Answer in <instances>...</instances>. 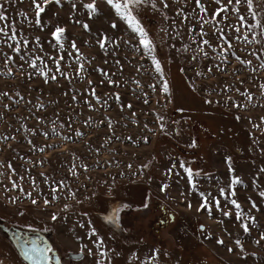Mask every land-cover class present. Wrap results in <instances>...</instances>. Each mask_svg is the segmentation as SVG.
<instances>
[{"label":"rangeland","instance_id":"rangeland-1","mask_svg":"<svg viewBox=\"0 0 264 264\" xmlns=\"http://www.w3.org/2000/svg\"><path fill=\"white\" fill-rule=\"evenodd\" d=\"M74 2L77 3V16L73 18L89 23L92 33L97 28H103L108 34L122 36L123 40L136 45L135 34L114 16L103 0H97V3L105 15L93 20L88 19L79 0ZM83 2L90 3L92 0ZM0 3L5 4V15L9 17V22L15 24L18 39L31 42L22 54L31 52L33 58L43 57L47 65L45 70L49 71V75L56 74L58 77L56 81L44 83V77L27 64L20 70L18 64L22 62L18 58L15 64H8L7 67L0 60V92L9 93L8 97L0 96V165H3L0 166L1 220L43 233L59 251L60 264H96L97 260L104 259L99 256V251L111 249H115L114 252L109 251L112 264H147L153 248L170 256H162L161 261L153 264H175L177 258L180 264H264V241L261 245L254 242L259 238V231H264V200L258 198V190L253 184V175L258 166H264V154L260 151L264 149V122L261 121V117H264V97L258 91V85L264 83V70L250 74L245 69L242 70L244 74L237 77L232 74L233 70L241 66L231 55L227 62H222L219 57L214 60L201 57L198 64L190 61L191 51L177 54L175 49H169L173 43L177 48L191 44L187 25L181 30L182 39H172L169 35L172 21L145 6L139 9V18L156 42L164 78L170 89V94L166 95L161 90L160 77L152 70L151 60L134 47L123 44V41L119 52L123 71H118L112 64L111 55L107 57L109 63L105 64V56L93 36L79 25L69 22L70 6L67 3L63 9L49 5L47 13L42 16V21L50 22V25L59 23L67 28L63 49L54 47L55 41H52V45L48 43L52 40L50 26L41 30L29 24L28 21L34 16L30 0H12V3L0 0ZM192 6L189 3L187 10H191ZM215 7V4H211L209 11ZM54 11L59 12L56 18L52 17ZM166 11L170 16L173 14L171 9ZM20 13H25L28 20ZM109 17L116 22L117 29L109 27ZM236 22V16L232 14L226 23ZM176 23H180L179 17ZM4 24V21H0V26ZM162 28L168 29V32L160 31ZM205 29L212 45L216 46L212 27L205 25ZM226 31L230 38L235 35L228 29ZM37 36L43 45L42 50L35 44ZM162 38L164 43L161 46ZM71 40H75L83 56L88 59L95 57L92 64H86L83 79L76 77V54L69 47ZM233 44L234 50L242 58L247 50L260 48V45H244L239 41H233ZM191 46L196 47L195 44ZM0 47L4 52L16 55L6 46ZM207 50L210 56L216 55L211 49ZM69 52L72 53L71 57ZM58 55L64 56L60 69L68 73L70 81L56 73V65L49 59ZM247 58L252 59L254 65L257 63L254 57ZM37 64L43 67L39 60ZM217 64L221 65L220 69L214 67ZM138 67L139 72L136 71ZM208 67H213L211 73L207 72ZM8 68H11V74ZM100 68L110 75L115 73L111 78L118 81L119 87L109 85L107 77L95 71ZM197 71L205 75L197 76ZM28 73L33 75L29 77ZM133 79L140 82L139 86L133 83ZM89 80L101 98L100 103L90 95ZM101 80L105 82L101 84ZM240 80H244V83L241 84ZM152 84L156 85L155 90L150 87ZM225 85L231 86L232 90L221 91ZM237 88L239 92L235 90ZM245 90L253 92V101L247 108L233 107V102L246 103L245 97L240 95ZM117 92L120 100L107 95ZM17 93L24 99L20 100ZM74 94L77 95L75 101L72 99ZM86 99L91 100L93 108L85 104ZM104 100H107V105L101 106ZM208 100L212 103H206ZM40 104L44 107L38 110ZM121 104H131L132 107L121 110ZM5 105L9 107L5 108ZM236 116L241 119L237 120ZM89 118L91 123L86 125L85 121ZM253 124L260 127L255 128ZM31 130H35V134ZM77 132L84 135L78 136ZM44 133L48 134L47 137ZM5 136L9 139L4 140ZM65 136L70 139L65 140ZM193 141L196 147L190 146ZM40 148L45 151L40 152ZM228 156L233 160L236 175L244 181L236 187L237 196L234 198L241 204L245 216L255 215L259 221L258 225L252 226L251 234L243 232L235 219L237 210L230 203L226 204L223 197L220 198L221 208L231 211V216H224L215 207L211 215L197 212L201 197L198 191L191 189L186 173L179 166L183 161L186 167L193 169V179L199 191L219 196V189L227 188L229 184V171L225 163ZM9 163L15 173L7 167ZM173 163L176 169L171 176H166L165 172ZM73 164L78 173L76 177L69 171ZM127 165H131V168ZM84 166L87 167L86 171ZM177 172L179 175H176ZM13 180L23 188V192L19 188H12ZM61 180L66 187L53 192V187H58L57 182ZM113 183L109 195L108 188ZM260 183L264 188V174L260 177ZM162 184L169 185L166 192L160 190ZM27 192L32 193V197L38 201L37 205L31 203V199L25 195ZM144 196L149 197V207L146 209L141 207ZM247 197L257 201L261 212L249 213ZM9 198L17 202L9 203ZM45 198L50 201L47 206L43 203ZM189 201L191 209L187 207ZM124 203L132 207L121 213L120 226L108 224L104 217L111 214L114 205ZM20 211L24 215H20ZM52 214L59 219L53 221ZM173 215L175 223L171 219L161 223ZM201 225L204 232L199 230ZM93 227L103 238L102 249L93 244L98 240L97 236L89 239ZM181 229L185 231L181 232ZM237 239L244 246L243 253L235 244ZM217 240L224 243L218 244ZM82 247L84 252L81 256ZM229 247L234 251L228 252ZM88 248L92 249L93 255H88ZM0 260H3V264H28L2 230ZM104 264H107V260Z\"/></svg>","mask_w":264,"mask_h":264},{"label":"snow or ice","instance_id":"snow-or-ice-1","mask_svg":"<svg viewBox=\"0 0 264 264\" xmlns=\"http://www.w3.org/2000/svg\"><path fill=\"white\" fill-rule=\"evenodd\" d=\"M6 3H12V0H6ZM65 3H67L70 6V10L68 13V19L70 23L79 25L85 32L89 33L93 36V39L95 43L99 46V49L102 51L103 55L105 56L104 63L108 64L109 61L107 57L111 55L112 57V64L117 67V70L122 72L123 71V64L121 63V58L119 57V52L121 51V42L123 41V44L129 45L130 47H134L136 51L141 52L142 54H146L147 57L151 60V63L153 65V71L160 77L161 81V90L166 95L170 94L169 84L168 81L164 78L165 73L164 69L161 63V60L158 56V48L156 45V42L152 39V37L149 34V31L144 27L143 23L141 22V19L139 18V9L145 6L151 7L152 9H155L157 12H159L164 19L171 20V32H169V35L172 39L183 37L181 36V30L182 28L187 25L188 33L191 35V44L182 45L180 48H177L176 45L170 44L169 49H175L177 54H182L191 51L192 55L189 57L190 61L195 62L196 64L200 63V58L203 57L204 59H216L219 57L222 62H227L229 60V55L235 58V60L239 63L241 66L240 68L233 70V75H236L237 77L239 75H243L242 70H249L251 73H256L259 70H264V0H103V3L111 10V12L114 14L115 17H117L119 20L123 21L124 24L127 25V29L130 30L132 33L135 34V37L137 39L136 45H131V42L129 40H123L122 36L116 35H110L108 32L103 28H97L95 33H92V28L90 27L89 23L85 22L84 20L80 18H73L77 16V3L74 2V0H30V6L34 13L33 19L29 20L30 25H34L36 27H39L41 30H43L46 27H51L50 35L52 37V40L48 41L50 45H52V41H55L54 47H57L58 49H63L64 42L67 40L66 33L67 28L64 26H61L59 23L55 25H50V22L42 21V16L47 13V10L49 8V5H55L59 9H63ZM80 6L86 10L87 16L89 20H93L94 18H101L105 15V13L102 12L101 8L99 7L97 0H92L90 3H84L83 0H79ZM191 3L193 6L191 10H187L188 4ZM211 4H215L216 7L212 8L211 11H209V6ZM172 10V15L170 16L168 11L166 10ZM235 14L236 16V23H226L229 21V17ZM20 15H23L25 17V20H28V17L25 13H20ZM59 16L58 11L52 12V17L56 18ZM179 17L180 23H176V18ZM109 19V27L113 30L117 29L116 22L111 19ZM0 21H4V26H0V45L6 46L8 49L11 50L12 53H15V56L10 55L8 52H4L3 48L0 47V60L3 61L5 66L7 67L8 64H15L17 62V58L22 63L18 64V68L20 70H23L24 65L27 64L28 67L37 70L38 73L44 77V83H48L49 80L56 81L58 79L56 74L49 75V71H46L47 65L44 63L43 57L37 56L33 58L31 52H27L22 54V51L24 49H28L30 45V41L28 39H18L17 31L15 29V24L9 22V17L5 15V4L0 3ZM205 25H209L212 27V38L217 41L216 46H213L211 43V40L208 38L209 33L205 29ZM221 25H224L223 27ZM226 29L230 30L231 32L235 33L231 38L229 37ZM162 32H168V29L162 28L160 29ZM22 35V34H21ZM251 36V38H250ZM233 41H239L243 43L244 45H260V48H252L251 50H247L245 52V57L242 58L241 55L237 54V51L234 50V44ZM85 43H89L88 41H85ZM164 40L161 39V46L163 45ZM35 44L41 48H43V45L40 42V37H35ZM192 44H195L196 47L192 48ZM69 47L75 52V63H76V77L83 79V74L87 71L86 64L90 65L92 64L93 60H95V57H92L91 59H88L87 57L83 56V54L80 52L79 47L77 46L75 40L69 41ZM207 49H211L213 53H215V56H210V53ZM245 51V50H241ZM69 56H72V53L69 52ZM247 56H252L255 58V61L257 62L255 65L253 64L252 59H248ZM49 59H51L55 65H56V73L59 74V76L63 77L66 80H71V77L68 75L67 72H63L60 69V62L64 60L63 55H58L56 57L50 56ZM37 60L41 62V65L43 67L39 66L37 64ZM67 63V61H65ZM195 66V65H194ZM215 68L220 69L221 65L217 64L214 65ZM183 71V69H181ZM95 71L100 72L104 77H107V83L109 85H115L119 87V83L117 80H113L111 76H114L115 73H112L111 75L105 71L104 69H95ZM137 72L140 71V68L138 67L136 69ZM213 71V67H208L207 72L211 73ZM9 74H11V68H8ZM33 73H28V76L31 77ZM197 76H204L205 73L202 71L196 72ZM105 81L101 80L100 83L103 84ZM241 84L244 83V80L239 81ZM92 81L89 80L88 84L91 88L90 95L95 98L97 103H100L101 98L96 94V90L94 87H91ZM133 83H135L137 86H139L140 82L138 80L133 79ZM150 87L153 88V90L156 89V85L152 84ZM193 90H195V86L193 85ZM231 86L225 85V88L221 91H230ZM237 92L240 91V89H235ZM258 91L262 97H264V83H261L258 85ZM17 96H20L19 93L16 94ZM65 96L68 95L67 92L64 93ZM107 95L114 96L116 100H120L119 93H108ZM147 94L145 93V96ZM241 96L245 97L246 103L240 104L233 102V107L235 108H247L248 104L251 103L254 99V94L251 90H245L244 92L240 93ZM0 96L8 97L9 93L7 92H0ZM11 98V97H9ZM24 98L20 96V100H23ZM72 99L75 101L77 99V95L74 94L72 96ZM228 99H231V97H228ZM16 103H19V101H15ZM85 104L89 108H93L94 105L92 104L91 100H85ZM147 103V100L144 101ZM29 103H31L29 101ZM206 103L211 104L212 101L208 100ZM218 103V102H217ZM107 105V100H104L103 105ZM264 106V105H262ZM5 108H8V105L4 106ZM44 105L40 104L38 106V110L43 108ZM121 110H123L125 107L131 108V104H121L120 105ZM180 111H183L182 109ZM162 119V118H161ZM237 120H240V116H236ZM261 121L264 122V117H261ZM103 122V121H102ZM91 123V118L89 120L85 121L86 125H89ZM249 123H252L249 120ZM111 127V124L108 125ZM253 127L259 128V124H253ZM162 131L163 126H161ZM33 134H35V130H31ZM45 137H47V133H44ZM78 136H83L84 134L82 132H77ZM14 139L15 137H11ZM4 140L9 139V137L5 136L3 137ZM65 140L70 139L69 137L65 136ZM131 139V137H129ZM148 140L145 138V143H147ZM255 139H253V143H255ZM31 144L32 142L29 141ZM191 147H196L197 144L195 141L192 142L190 145ZM35 147V146H33ZM47 147L51 148V145H47ZM40 152L45 151L44 148L39 149ZM261 154H264V149H261ZM40 163H43L41 161ZM108 163V162H106ZM225 163L228 167L229 171V184L227 188L221 187L219 189V196H211V193L205 194L202 191H199L197 188V184L194 181V172L191 167H186L185 162H180V168L183 169V171L186 173L190 187L193 191H198L199 196L201 197V202L199 206L196 208L197 212H207L209 215L212 214V209L215 207L217 210L221 211L224 216H231V211H224L221 208V200L220 198L223 197L226 204L230 203L234 208L237 210L235 214V219L239 221L240 228L243 230L245 234H251L252 232V226L258 225L259 221L255 215H247L245 216L244 210L242 209L241 204L238 202L237 199L234 197L237 196L236 187L238 185H241L244 183L242 178L239 175H236V169L233 166V160L230 156L225 157ZM3 166V165H0ZM9 169L12 170L13 173H15V169L12 168L11 163L7 165ZM127 167L131 168V165H127ZM143 167H147V165H144ZM85 171L87 170V167L84 166ZM176 169V164L173 163L171 167L167 169L165 172L166 176H171L173 174V170ZM72 176L76 177L78 176V173L76 171V165L73 164L72 167L69 169ZM197 175L199 173H196ZM264 174V166H258L257 172L253 175V184L257 188L258 192V198L260 200H264V188H262L260 183V177ZM2 175V174H0ZM43 175V173L41 174ZM176 175H179V172L176 173ZM20 179H23V177H20ZM115 178H113V181ZM2 182V181H0ZM33 183H35L33 181ZM107 183V181H105ZM58 187H53L52 191L57 192L59 191L60 187H66L64 184V181L61 180L57 182ZM114 187V183L109 185L108 192L109 195L111 194V189ZM169 185L162 184L160 190L162 192H166ZM12 188L17 189L19 188L20 191H24L23 188L20 187V185L17 183V181H12ZM25 195L31 199V203L33 205H37L38 201L32 197L31 192L25 193ZM73 196L76 195V193H72ZM95 195V193H93ZM183 195V193H182ZM57 197H54V199ZM18 199V198H17ZM88 199H91V197H88ZM250 208L249 213L255 211V212H261V207L257 203L256 200H253L251 197H247ZM17 202L16 199L9 198V203L15 204ZM44 205L47 206L50 201L45 198L43 201ZM82 203V201H81ZM67 207V206H66ZM132 205L129 203L124 204H117L114 205V207L111 210V214L104 217L105 221L108 224H111L113 226L119 227L121 223V213L125 209L131 208ZM142 208H148L149 207V197L144 196L141 203ZM187 207L189 209L192 208L191 202H187ZM19 211V210H18ZM20 215H24L22 211L19 212ZM83 215H87V213H83ZM51 219L53 221H56L59 219L56 214H52ZM167 219H171L173 223H175V215H173L170 218H166L165 221H161V223H165ZM219 223H222V221H218ZM81 227H84L83 224L80 225ZM201 232H204L203 225L200 226L199 229ZM181 232H184V229L180 230ZM91 236H97L98 240L93 241V244L98 248L102 249L104 247L103 238L99 237V234L97 230L93 227L90 229V236L89 239H91ZM262 241H264V231H259V238L256 239L254 242L257 245H261ZM218 244H223V240H217ZM235 244L240 249V252L243 253L244 246L241 243V240L237 239L235 241ZM86 247V246H84ZM84 247L81 248L80 255H83ZM228 252H233L234 249L229 247ZM53 249L48 246H41L38 243H33V246L30 248H25L23 250V255L26 260L31 261V264H52V257L49 256V253L52 252ZM109 251L114 252L115 249H111L108 251H99V256L103 257L102 260H97L96 264H104V261L107 260V264H112V260L109 257ZM88 255H93L92 249H87ZM116 255H120L119 253H116ZM136 257V259H139V256L136 253L132 254ZM255 255V253H253ZM169 257V253L167 252H161L158 248H153L150 251V255L148 257L147 264H153V262L161 261V257ZM0 264H3V260H0ZM175 264H180L179 258H177Z\"/></svg>","mask_w":264,"mask_h":264},{"label":"water","instance_id":"water-1","mask_svg":"<svg viewBox=\"0 0 264 264\" xmlns=\"http://www.w3.org/2000/svg\"><path fill=\"white\" fill-rule=\"evenodd\" d=\"M5 231L9 233V237L13 245L15 246L16 250L18 251L19 255L28 263L31 264V261L26 260L23 255V250L25 248H30L33 246V243H38L42 247L43 246H48L51 247V243L49 240L41 233V232H34V231H29V241L25 242L22 240V238L17 234L18 230L15 228H5ZM49 256L52 257V263L53 264H60L61 263V258L57 253V250H53L52 254H49Z\"/></svg>","mask_w":264,"mask_h":264},{"label":"flooded vegetation","instance_id":"flooded-vegetation-1","mask_svg":"<svg viewBox=\"0 0 264 264\" xmlns=\"http://www.w3.org/2000/svg\"><path fill=\"white\" fill-rule=\"evenodd\" d=\"M5 228H15L18 230V235L22 238V240H24L25 242H28L29 241V234L28 232L29 231H33V230H29V229H25V228H21L19 227L18 225H15L13 223H7L6 221H3L0 219V230H2L6 235L7 237L9 238L10 240V237H9V233L5 231ZM34 232H37V231H34ZM39 232V231H38ZM43 234V233H42ZM44 235V234H43ZM45 236V235H44ZM46 237V236H45ZM47 238V237H46ZM48 239V238H47ZM11 241V240H10ZM51 243V241H49ZM53 250H57L53 247L52 243H51V247ZM53 252V251H52ZM52 252H50L49 254H52ZM57 253L59 255V251L57 250ZM60 256V255H59ZM22 258V257H21ZM23 259V258H22ZM24 260V259H23ZM53 264V263H52Z\"/></svg>","mask_w":264,"mask_h":264},{"label":"trees","instance_id":"trees-1","mask_svg":"<svg viewBox=\"0 0 264 264\" xmlns=\"http://www.w3.org/2000/svg\"><path fill=\"white\" fill-rule=\"evenodd\" d=\"M5 234V233H4ZM6 235V234H5ZM6 238L9 240V238L7 237V235H6ZM10 241V240H9ZM11 242V241H10ZM11 244L13 245V243L11 242ZM14 246V245H13ZM15 247V246H14ZM18 252V251H17Z\"/></svg>","mask_w":264,"mask_h":264}]
</instances>
